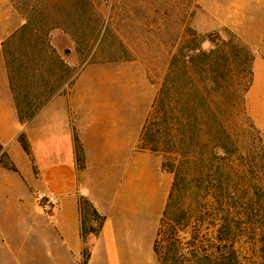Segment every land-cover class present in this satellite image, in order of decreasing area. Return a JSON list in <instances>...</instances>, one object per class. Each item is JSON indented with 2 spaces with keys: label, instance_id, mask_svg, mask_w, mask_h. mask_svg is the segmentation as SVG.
<instances>
[{
  "label": "rangeland",
  "instance_id": "374dc122",
  "mask_svg": "<svg viewBox=\"0 0 264 264\" xmlns=\"http://www.w3.org/2000/svg\"><path fill=\"white\" fill-rule=\"evenodd\" d=\"M213 57L223 94L214 111L207 101L192 108L191 90L206 81ZM257 58L264 59V0H0V78L3 65L8 79L12 70L25 118L82 81L99 112L108 103L116 113L118 137L133 140L135 160L154 163L167 201L179 165L163 151L180 153L179 117L199 121L189 128L186 158L204 150L209 156L194 162L189 179L201 175L211 188L197 197L237 207L225 214V226L240 220L232 238L244 263L252 252L264 255V136L246 101ZM237 86L241 97L228 89ZM209 115L214 121L205 128ZM209 133L220 142L204 148L199 139ZM153 168L134 167L133 192H146ZM219 184L224 189L214 188Z\"/></svg>",
  "mask_w": 264,
  "mask_h": 264
},
{
  "label": "crops",
  "instance_id": "0c3cea01",
  "mask_svg": "<svg viewBox=\"0 0 264 264\" xmlns=\"http://www.w3.org/2000/svg\"><path fill=\"white\" fill-rule=\"evenodd\" d=\"M92 93V92H90ZM264 136V59L246 97ZM77 81L23 122L3 65L0 78V264H158L154 242L166 207L156 166L135 160L119 139L118 117ZM122 122V121H121ZM82 148L80 156L78 147ZM151 165L146 192H133L134 167ZM51 197L53 207L39 198ZM87 202L103 218L84 233ZM88 229L96 220L88 215Z\"/></svg>",
  "mask_w": 264,
  "mask_h": 264
},
{
  "label": "trees",
  "instance_id": "16d2710c",
  "mask_svg": "<svg viewBox=\"0 0 264 264\" xmlns=\"http://www.w3.org/2000/svg\"><path fill=\"white\" fill-rule=\"evenodd\" d=\"M32 41L35 42L33 36L29 42ZM30 47H33V45H30ZM197 56L203 57L205 53L200 52ZM215 61L216 59L214 57L209 59L205 67L206 81H195V86L191 90L194 91L196 89L195 95H193V101L186 103L188 106L199 108L204 101H207L204 103L208 104L211 111L215 110V100L220 98L224 91V89L218 86L216 76L218 69L215 66ZM250 74L251 82L246 92L249 91L253 82V71ZM9 76L11 88L14 93L15 85L12 70L10 69ZM228 89L236 94L237 97H241V91H245L238 86L235 88L228 87ZM52 98L53 96L47 98L42 104V107ZM15 100L17 101L16 97ZM19 115L21 120L26 123L30 122L36 113L25 118L19 109ZM213 121V118L209 115L205 121L206 124H204L205 128L208 125L210 128ZM193 122L197 123L199 121L192 117L190 119L179 117L176 125L179 131H181V135L182 133L185 135L181 137V140H178L180 153L177 150L174 152L168 150L163 151L167 156L174 157L176 163L178 161L179 166L174 169L176 179L162 214L157 238L154 242V252L157 256L158 264H264V255H258L255 252H252V255L247 259L248 262L244 263L237 248V239L232 238L239 236L241 232V222L239 219L234 221L231 227L225 226V221L227 220L225 214L227 211L237 209V207L234 205L230 206L223 201L216 202L215 205L211 202L208 203L207 200L210 194H205V197L202 198L197 197L201 194L199 191L205 189L206 192H211V188L205 185L207 180H202L201 175L192 177L194 179H189L192 174L194 162H206L209 156L207 150H204L200 157L198 155H188L189 159L185 163V159L188 158H186L188 146L187 134H189V128L192 127ZM217 125H219V122ZM169 131H171L170 121L167 119L165 122V134L168 135ZM205 138L199 139V144L203 145L204 148H209L213 140L220 142L219 135L214 139L209 133ZM220 161H223V158ZM197 173H200V170ZM227 186L229 188H237L236 185L231 186L228 184ZM214 188L224 189L223 184H219ZM88 215L96 220V228H87L86 220ZM83 223L84 233H88L90 230L97 233L103 223V218L87 202L83 206ZM230 238L234 241H230Z\"/></svg>",
  "mask_w": 264,
  "mask_h": 264
},
{
  "label": "built area",
  "instance_id": "2783aa9c",
  "mask_svg": "<svg viewBox=\"0 0 264 264\" xmlns=\"http://www.w3.org/2000/svg\"><path fill=\"white\" fill-rule=\"evenodd\" d=\"M39 201L43 206L48 207H53L56 204V201L51 197H40Z\"/></svg>",
  "mask_w": 264,
  "mask_h": 264
}]
</instances>
